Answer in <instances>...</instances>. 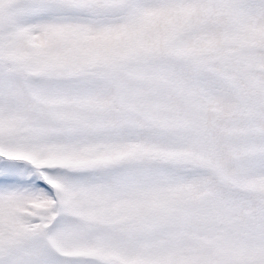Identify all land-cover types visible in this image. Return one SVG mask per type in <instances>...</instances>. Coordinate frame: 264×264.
I'll use <instances>...</instances> for the list:
<instances>
[{
  "label": "snow or ice",
  "instance_id": "6c2138e0",
  "mask_svg": "<svg viewBox=\"0 0 264 264\" xmlns=\"http://www.w3.org/2000/svg\"><path fill=\"white\" fill-rule=\"evenodd\" d=\"M0 264H264V0H0Z\"/></svg>",
  "mask_w": 264,
  "mask_h": 264
}]
</instances>
